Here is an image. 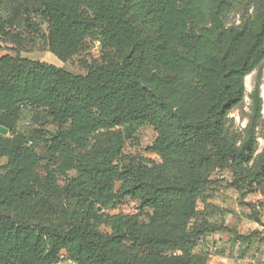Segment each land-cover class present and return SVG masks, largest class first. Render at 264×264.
Masks as SVG:
<instances>
[{"label":"trees","instance_id":"obj_1","mask_svg":"<svg viewBox=\"0 0 264 264\" xmlns=\"http://www.w3.org/2000/svg\"><path fill=\"white\" fill-rule=\"evenodd\" d=\"M10 1L0 0V10ZM26 2L0 13V40L15 51L0 57V126L9 129L0 132V264H144L173 249L179 240L169 232L140 234L134 216L98 207L136 199L160 219L169 205L201 193L203 182L183 175L202 148L231 164L238 189L264 180V151L254 156L264 103L258 88L240 146L226 127L245 98L246 77L264 61V0ZM238 2L242 30L227 24ZM245 33L251 40L238 55ZM94 37L106 52L85 74L22 55L48 50L67 62ZM25 106L43 110L56 127L43 136L49 161L33 146L41 134L17 130ZM136 122L154 127L146 151L160 163L125 152L126 138L114 128ZM92 220L112 232L97 231Z\"/></svg>","mask_w":264,"mask_h":264},{"label":"rangeland","instance_id":"obj_2","mask_svg":"<svg viewBox=\"0 0 264 264\" xmlns=\"http://www.w3.org/2000/svg\"><path fill=\"white\" fill-rule=\"evenodd\" d=\"M26 0H12L0 13L5 18L10 15L12 7L18 2ZM36 0H27L29 7H33ZM32 10V9H31ZM244 5L240 2L228 13L227 24L238 30L243 29ZM17 30L20 29L16 28ZM46 26L44 25V30ZM251 40L246 34L240 45L238 55L244 51ZM10 42L0 40V54L15 51ZM48 50H34L22 52L30 58H46ZM106 48L99 37L89 38L78 55L67 62H62L55 55L51 62L74 74L87 73L86 65L93 61H101ZM246 94L244 100L228 115L227 132L240 146L248 137V128L254 115L252 95L256 88L260 90L264 102V61L245 79ZM17 130L27 135L36 132L41 134L34 138L33 146L47 161L51 155L44 147L45 136L50 135L56 128L49 121L43 110L22 107L20 110ZM204 116V107L200 109L196 118ZM123 132L125 152L128 154H142L148 158V164L160 163L158 153L147 152V146L156 138V131L147 122L125 124L114 128ZM37 139V140H35ZM209 148H202L201 155L193 168L185 171L183 178L188 183L203 182L201 193L194 197H185L167 207V211L160 219H154L152 209L142 208L139 200L125 198L116 207L99 210L100 213L124 214L134 216L137 224L134 230L140 234H149L153 230L169 232L178 238L179 243L171 250H166L159 257L150 258L144 264H264V180L260 184L253 183L249 187L238 189L232 185L235 175L229 162L215 159ZM264 151V103L261 115L256 125L255 157ZM6 162L0 159V166ZM253 167V162L247 165ZM69 176L75 178L77 172L69 171ZM117 189L121 182H117ZM246 194V196H244ZM255 208V210L253 209ZM257 216V217H256ZM91 226L102 233H111V227L97 220L91 221ZM65 252V251H63ZM55 264H73L64 260Z\"/></svg>","mask_w":264,"mask_h":264},{"label":"crops","instance_id":"obj_3","mask_svg":"<svg viewBox=\"0 0 264 264\" xmlns=\"http://www.w3.org/2000/svg\"><path fill=\"white\" fill-rule=\"evenodd\" d=\"M49 54H47V56H46V58H30V57H28V58H30V59H33V60H40V61H43V62H46V63H50V64H54L53 62H51V60H52V58H53V56H54V54L53 53H51L50 51L48 52ZM4 53H2V54H0V57L3 55ZM27 57V56H26ZM54 65H56V64H54ZM57 66H59V65H57ZM61 67V66H60ZM62 254L65 256V258H66V252H62ZM64 260H68V261H71L73 264H78L77 262H75V261H73V260H71V259H68V258H66V259H64ZM63 260V261H64Z\"/></svg>","mask_w":264,"mask_h":264},{"label":"water","instance_id":"obj_4","mask_svg":"<svg viewBox=\"0 0 264 264\" xmlns=\"http://www.w3.org/2000/svg\"><path fill=\"white\" fill-rule=\"evenodd\" d=\"M0 132L3 133L4 135H7L9 133V129L4 126H0ZM98 210H102V207L99 206Z\"/></svg>","mask_w":264,"mask_h":264},{"label":"built area","instance_id":"obj_5","mask_svg":"<svg viewBox=\"0 0 264 264\" xmlns=\"http://www.w3.org/2000/svg\"><path fill=\"white\" fill-rule=\"evenodd\" d=\"M61 257H64V255H63V254H61Z\"/></svg>","mask_w":264,"mask_h":264}]
</instances>
